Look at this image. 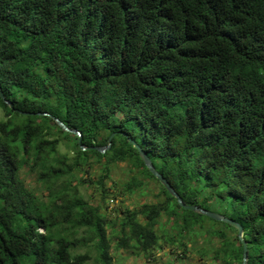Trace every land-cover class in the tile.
<instances>
[{
	"label": "trees",
	"instance_id": "1",
	"mask_svg": "<svg viewBox=\"0 0 264 264\" xmlns=\"http://www.w3.org/2000/svg\"><path fill=\"white\" fill-rule=\"evenodd\" d=\"M0 89L85 145L114 132L104 152L82 150L50 116L0 98V264H84L90 250L111 264V237L148 256L161 214L170 243L214 235L219 264L241 263L236 228L178 205L133 130L183 201L237 221L246 264H264V0H0ZM92 160L100 172L86 178ZM117 162L136 172L121 191L150 178L162 197L114 220L79 187L103 201Z\"/></svg>",
	"mask_w": 264,
	"mask_h": 264
},
{
	"label": "rangeland",
	"instance_id": "2",
	"mask_svg": "<svg viewBox=\"0 0 264 264\" xmlns=\"http://www.w3.org/2000/svg\"><path fill=\"white\" fill-rule=\"evenodd\" d=\"M4 115L3 110L0 108V117ZM135 141L137 142L136 131ZM60 149H64L63 145H60ZM100 160H92L87 165V171L85 173L86 178L88 176H94L100 171ZM108 170V176L104 180V186L107 191L104 194V200H101V189L99 186H83L80 185V192L84 194V197H88L89 201L96 204L97 202L103 205V212H105L109 219L117 220L120 218L127 208L134 209L143 202H157L160 200L159 184L150 178L142 179V184L136 187L131 192H123L120 189L123 184L130 179L136 172L130 167V163L117 162L110 163ZM28 178V177H27ZM91 195V196H89ZM106 206V207H104ZM144 220L142 216L139 217ZM208 222V221H207ZM155 224L156 232L160 236L157 240V246L152 249V252L148 256L143 254H135L127 248L120 246L114 247L116 239L111 237L109 241L108 254L111 256V264H219L220 259L213 256L212 248L218 245V238L216 236H207L204 234L188 235L185 234L184 243L185 246L178 245L177 242H169L168 236L171 235L170 221L164 214L158 217ZM208 225L206 221L203 223ZM117 226V225H116ZM106 232L112 235V231L109 227L106 228ZM228 234H233V231L226 230ZM79 252H84L87 245H77L74 247ZM87 251V250H86ZM84 264H101L100 261L95 259L93 250H90V257Z\"/></svg>",
	"mask_w": 264,
	"mask_h": 264
},
{
	"label": "water",
	"instance_id": "3",
	"mask_svg": "<svg viewBox=\"0 0 264 264\" xmlns=\"http://www.w3.org/2000/svg\"><path fill=\"white\" fill-rule=\"evenodd\" d=\"M0 98L2 99V101L4 103H6L10 108H13L14 110L18 111L21 114H43V115H48L50 116L54 122L64 131L70 132L74 135H76L77 137V143L80 147V149L82 150H86V149H94L97 150L99 152H104L106 149L109 148L110 143H111V138L114 135V132L110 133L109 136L107 137V142L104 145H96V144H90V145H85L83 143H81V132L79 129L75 128V127H69L67 126L63 121H61L58 117H56L55 115L47 112V111H24V110H20L17 109L15 107H13V103L10 99L6 98L2 92V90L0 89ZM122 134L126 135L125 132H122ZM129 142L136 148V150L138 151L139 157L142 160L143 164L145 165V167L158 179V181L163 185V187L169 192L170 195H172L176 202L178 203V205H180L181 207L185 208V209H190L194 212L200 213V214H204L206 216H209L213 219L219 220V221H225L227 223L232 224L236 230H237V235L240 238V240L242 241V258H241V263L240 264H246L247 262V252H246V247H245V241L242 239V227L241 225L237 222L234 221L233 219L219 213V212H215L213 210H209V209H205L197 204H189L183 201V199L181 198V196L175 191V189L172 187V185L169 183V181L163 176V174L161 172H159L153 165L150 157L147 155L146 151L131 137H127Z\"/></svg>",
	"mask_w": 264,
	"mask_h": 264
}]
</instances>
